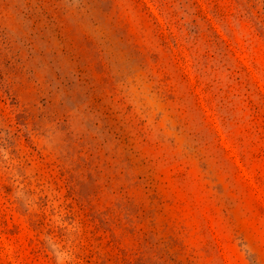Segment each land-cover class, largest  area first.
<instances>
[{"label":"rangeland","instance_id":"rangeland-1","mask_svg":"<svg viewBox=\"0 0 264 264\" xmlns=\"http://www.w3.org/2000/svg\"><path fill=\"white\" fill-rule=\"evenodd\" d=\"M0 264H264V0H0Z\"/></svg>","mask_w":264,"mask_h":264}]
</instances>
